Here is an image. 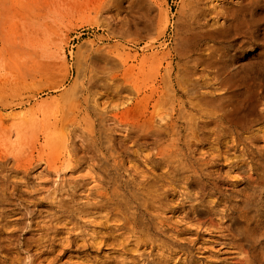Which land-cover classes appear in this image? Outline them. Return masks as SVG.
<instances>
[{"label":"rangeland","instance_id":"374dc122","mask_svg":"<svg viewBox=\"0 0 264 264\" xmlns=\"http://www.w3.org/2000/svg\"><path fill=\"white\" fill-rule=\"evenodd\" d=\"M219 3L0 0V264H246L264 250V182L236 127L205 115L215 70L189 63L187 29ZM245 48L238 66L264 49ZM48 64L19 105L13 81ZM93 72L102 85L81 90ZM77 91L100 112L79 114Z\"/></svg>","mask_w":264,"mask_h":264},{"label":"bare ground","instance_id":"6f19581e","mask_svg":"<svg viewBox=\"0 0 264 264\" xmlns=\"http://www.w3.org/2000/svg\"><path fill=\"white\" fill-rule=\"evenodd\" d=\"M219 1L218 8H214L216 12L211 11L214 15L210 19L206 18L207 22L213 20L212 24L207 25L194 21L191 28L186 31L190 35L188 40L192 42V49L199 50L198 54L189 60V63H192L193 67L203 65L207 69L215 70L217 87L210 96L211 102H214V109L206 111L205 115L223 128L227 125L236 127L235 133L230 135L229 141L231 144L234 142L244 144L252 166L258 171L256 177L249 176V181L251 184H260L264 182V133L260 136H250L244 135V132L249 131L254 125L264 122V108L261 109L264 106V49L256 61L249 62L244 66L237 65L233 60L235 54H232V51L241 50L238 55V58H241L246 54L244 51L246 44L264 48V27L259 28V22L264 24V16H258L251 12V6L255 4L253 0L251 3L249 0ZM219 18H223L224 22H220V24ZM192 49L182 56L191 55ZM246 69H248L247 72L243 71ZM50 70L51 67L48 64L46 67H39V73L34 72L31 75L22 72L18 74L13 81L11 91L19 96V105L28 104L34 99L36 88L42 86L41 78L48 75ZM169 76L170 73L166 75V81L171 86ZM178 83V86L183 85L179 80ZM101 85L97 74L93 72L88 75L81 90L89 92ZM235 88L240 91L235 93ZM70 100L79 114L87 116L88 107L95 110L96 114L100 112L97 110V103L91 105L90 97H82V95H78V91L72 94ZM183 114L184 112H180V115ZM90 124L93 127L94 120ZM257 141H262V143L258 144ZM252 235L253 231L247 232L244 239L246 243L251 242ZM250 251H245L247 253L244 256L246 264H264V260H262L264 250Z\"/></svg>","mask_w":264,"mask_h":264}]
</instances>
